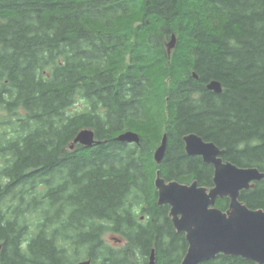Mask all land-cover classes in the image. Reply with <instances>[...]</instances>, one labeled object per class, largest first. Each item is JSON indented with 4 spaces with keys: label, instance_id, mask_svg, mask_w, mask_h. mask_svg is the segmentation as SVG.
Returning <instances> with one entry per match:
<instances>
[{
    "label": "trees",
    "instance_id": "obj_1",
    "mask_svg": "<svg viewBox=\"0 0 264 264\" xmlns=\"http://www.w3.org/2000/svg\"><path fill=\"white\" fill-rule=\"evenodd\" d=\"M82 128L98 142L74 143ZM189 132L264 171V0H0V264H180L154 178L212 186ZM239 199L264 210V178Z\"/></svg>",
    "mask_w": 264,
    "mask_h": 264
},
{
    "label": "water",
    "instance_id": "obj_2",
    "mask_svg": "<svg viewBox=\"0 0 264 264\" xmlns=\"http://www.w3.org/2000/svg\"><path fill=\"white\" fill-rule=\"evenodd\" d=\"M176 35L171 34L166 42L169 53L176 45ZM194 77H197L193 74ZM206 88L216 93L222 91L221 83L212 79ZM116 140L138 143L139 135L133 130L120 132ZM167 134H162L153 158L159 163L166 149ZM188 155H198L213 167L212 186L198 184L197 180L182 183L166 180L156 170L154 186L157 204L169 206L168 216L176 232L184 233L186 251L180 264H197L215 258L218 254L240 256L264 263V210L249 208L240 197V191L253 187L255 181L264 178V171L257 167H242L224 160L223 150L214 142L204 140L200 135L189 132L182 136ZM75 143L91 146L98 140L91 128H82L74 138ZM218 198H228L225 210L215 205ZM154 250L150 252L148 264H154ZM73 264H91L82 259Z\"/></svg>",
    "mask_w": 264,
    "mask_h": 264
},
{
    "label": "rangeland",
    "instance_id": "obj_3",
    "mask_svg": "<svg viewBox=\"0 0 264 264\" xmlns=\"http://www.w3.org/2000/svg\"><path fill=\"white\" fill-rule=\"evenodd\" d=\"M166 47V46H165ZM79 109H81V104H80V102H77L76 104H75V106L74 107H72V111H75V110H79ZM116 236V234H113V233H110V232H107V233H105L104 234V240L105 241H107V242H110V243H117L116 241H114V237ZM118 242H120V241H118Z\"/></svg>",
    "mask_w": 264,
    "mask_h": 264
},
{
    "label": "bare ground",
    "instance_id": "obj_4",
    "mask_svg": "<svg viewBox=\"0 0 264 264\" xmlns=\"http://www.w3.org/2000/svg\"><path fill=\"white\" fill-rule=\"evenodd\" d=\"M74 143H75V142H74ZM152 250H154V249H152ZM152 250H151V251H152Z\"/></svg>",
    "mask_w": 264,
    "mask_h": 264
}]
</instances>
